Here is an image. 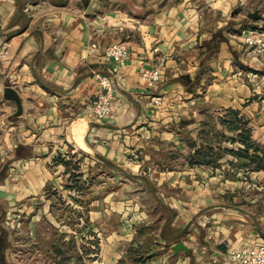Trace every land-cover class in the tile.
Wrapping results in <instances>:
<instances>
[{
	"label": "crops",
	"instance_id": "0c3cea01",
	"mask_svg": "<svg viewBox=\"0 0 264 264\" xmlns=\"http://www.w3.org/2000/svg\"><path fill=\"white\" fill-rule=\"evenodd\" d=\"M241 4L258 9L262 17L257 22H264L263 0H0V50L7 47L0 56V94L12 86L21 100L17 115L14 100L4 102L11 119L4 142L12 144V160L34 164L26 176L36 186L49 178V171L35 158L53 156L55 146L71 145L110 164H130L126 154L133 150L154 158L162 141L175 146L181 139L167 130L169 125L180 127L196 145L204 142L209 124L232 134L218 121L226 107L239 109L264 145V61L259 57L251 62L263 73L249 72L248 79L235 63L242 59V22L232 20L238 19L232 11ZM117 41L127 47L126 62L118 73L110 114L95 118L89 109L98 90L93 72H108L110 63L89 44L102 47ZM157 64L159 79L148 85L142 71ZM153 96H160V103ZM213 110L215 115L209 112ZM186 145L182 179L174 177L177 169L152 171L155 179L171 175L172 183L181 187V193L171 196L173 203L159 200L161 239L172 244L181 240L189 247L171 251L176 264H231L228 249L264 240V212L257 217L243 208L246 197L237 202L233 195L234 203L219 202L217 188L209 184L214 174L205 178L209 168L212 172L223 162H236L235 156L226 153L217 167L191 165L187 156L192 149ZM251 172L264 175L262 168ZM8 182L0 187L2 194H7Z\"/></svg>",
	"mask_w": 264,
	"mask_h": 264
},
{
	"label": "rangeland",
	"instance_id": "374dc122",
	"mask_svg": "<svg viewBox=\"0 0 264 264\" xmlns=\"http://www.w3.org/2000/svg\"><path fill=\"white\" fill-rule=\"evenodd\" d=\"M241 5L232 11L238 17L232 20L242 22L238 29L242 59L235 63L237 67L240 64L242 76L248 79L249 72H263L253 67L260 58L247 48L244 33L264 32V22H257L262 17L258 9ZM250 12L257 14L250 16ZM5 98L0 94V172L6 176L0 179V187L7 180L10 183L7 194L0 192V226L7 230L0 264H57L55 244L66 252L68 259L62 264H142L134 263L133 255L147 256L146 264L151 260L156 264H176L175 257L170 255L172 242L161 239L159 200L173 203L171 196L181 193V187L172 183L171 175L165 173L155 179L152 171L177 169L174 177L182 179L179 171L186 164L188 133L180 127L167 126L168 131L177 132L181 139L174 143L176 147L162 141L159 149L154 148L157 151L154 158L144 150L140 154L133 150L126 154L130 164L113 160V165L71 145L60 150L55 146L53 156L35 158L40 167L43 165L49 171L46 173L49 178L36 186L26 176L34 164L29 159L12 160L8 151L12 144L4 142L5 132L11 129ZM242 102L247 103L245 98ZM204 107H208L206 102ZM215 111L209 112L215 115ZM166 156L177 158L167 161ZM211 174L215 180L209 184L217 188L219 202L234 203L233 195L237 196L235 200L246 197L248 201L242 203L243 208L253 210L257 217L264 212V175L228 162L212 172L209 168L205 178ZM23 185L26 189H22ZM137 231L138 236L133 239ZM165 234L171 235L169 231ZM130 248L137 251L133 253Z\"/></svg>",
	"mask_w": 264,
	"mask_h": 264
},
{
	"label": "trees",
	"instance_id": "16d2710c",
	"mask_svg": "<svg viewBox=\"0 0 264 264\" xmlns=\"http://www.w3.org/2000/svg\"><path fill=\"white\" fill-rule=\"evenodd\" d=\"M218 121L224 129L232 132V134H227L223 130H215L209 124L207 130H205L204 142L196 145L192 138H188L187 143L192 150L188 153L187 162L191 165L205 164L217 167L221 164L219 159L226 153H230L236 157V162L229 161L232 165L249 169H264V145L254 136V127L250 120L241 114L239 109L226 107L223 109V113L218 116ZM207 123L205 122V124ZM222 141L239 142L241 145L237 148L229 147L223 145ZM6 233L7 230L0 226V257H3L6 246ZM53 249L54 253L59 257L57 264H62L68 259L60 244H55ZM130 249L134 250L132 251L133 253L137 251L136 248ZM132 257L134 263L140 261L142 264H146L148 259L147 256L133 255Z\"/></svg>",
	"mask_w": 264,
	"mask_h": 264
},
{
	"label": "built area",
	"instance_id": "2783aa9c",
	"mask_svg": "<svg viewBox=\"0 0 264 264\" xmlns=\"http://www.w3.org/2000/svg\"><path fill=\"white\" fill-rule=\"evenodd\" d=\"M244 42L251 52L264 61V32L249 31L244 33ZM89 48H99L103 58L110 63L108 72L96 70L93 76L97 81L98 90L91 100L89 109L95 118H105L110 114L113 94L117 90L118 73L126 62L127 47L121 42H112L99 47L96 42H91ZM7 54V47L0 50V56ZM161 67L159 64L145 68L142 77L148 85H153L160 76ZM159 96H153L154 103H158ZM227 258L231 264H264V240L253 243L243 248L231 247L228 249Z\"/></svg>",
	"mask_w": 264,
	"mask_h": 264
},
{
	"label": "water",
	"instance_id": "95a60500",
	"mask_svg": "<svg viewBox=\"0 0 264 264\" xmlns=\"http://www.w3.org/2000/svg\"><path fill=\"white\" fill-rule=\"evenodd\" d=\"M256 14H257V12H250L249 13L250 16H254ZM3 95L6 98L14 100V102L16 103V110H15L14 114L15 115L19 114L21 112V100L19 98L17 91L12 86H5L3 89ZM171 247L175 253L179 249H183L185 251L189 250V247L186 244H184L183 241H181V240L174 242L171 245Z\"/></svg>",
	"mask_w": 264,
	"mask_h": 264
}]
</instances>
